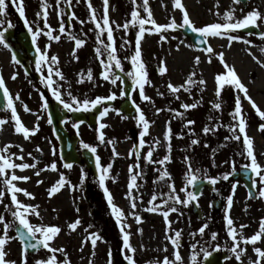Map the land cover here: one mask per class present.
I'll list each match as a JSON object with an SVG mask.
<instances>
[{"label":"rangeland","instance_id":"1","mask_svg":"<svg viewBox=\"0 0 264 264\" xmlns=\"http://www.w3.org/2000/svg\"><path fill=\"white\" fill-rule=\"evenodd\" d=\"M189 1L204 2L206 4V7L202 10H191V14L185 8L190 20L194 22L196 27H202L214 22L223 23L222 15L230 8L236 9V18H241L243 14L254 8L264 14V0H246V3H240L239 5H233L231 0ZM90 2L96 10L97 16L102 17V0H90ZM46 3L50 5L46 11L48 12L47 19L53 30V35H60L61 39L59 41L49 40L41 34L37 37L36 46L43 50L48 45V56L56 55L58 57L59 63L54 67L61 71L65 79L60 80L58 77L53 76V80L59 83L62 98L65 101L70 99L67 95L68 91H71L78 100L107 97L113 93H115L117 98L114 100L113 106L98 105L102 107V110L107 107L109 111L104 117H100L93 126H87L85 123H75L70 118V113L73 112L67 111L63 129L69 136L77 139L74 152L80 162L72 164L71 169H66L63 167L64 160L59 155V143L53 134L52 125L48 123L47 110L42 107V94L47 103L55 101L51 92L41 83V76H47V64L43 67L42 72H37L34 66L31 73L28 74L21 65L11 62L6 53L0 57V76L3 77L6 87L13 97L14 107L16 105L18 107V115L22 123L30 130L37 125L39 129L29 139L25 140L22 134L14 131V122L10 118L11 110L0 111V119L8 121L7 131L9 133L7 141L2 142L0 137V148L5 144H11L13 147L9 149L10 153L20 155L18 148L15 147V145H19L23 148L24 161L13 158L14 162L36 163L35 169L30 168L23 172L19 169L15 170L17 175L30 177L27 182L16 183L18 187L26 189L34 196V199H30L19 193L17 194L18 199L25 204L39 205L40 216H29L30 222L37 225H56L61 228V232L57 235L60 238L58 242L54 246L52 245L56 236L50 243L53 247H63L66 250L70 264H89L90 259L92 264H108L109 250L112 253L113 264H122L125 261L121 254L123 240L120 228L111 215L104 192L99 186L100 173L96 170L95 156L90 152L94 160L95 175L86 167L85 161L82 159V153L88 151L82 147V143H87L96 147V155L100 157L102 166H107L109 163L112 165L106 177L105 186L113 197V203L121 208L125 214L123 222L130 226L125 231L131 234L130 244L135 249L134 253H128L127 249H124V253L133 255L135 264H152V262L162 261L165 256L172 259L173 248L165 234L166 226L163 217L159 213L145 210L150 207L147 202L153 193L159 194L169 191L163 181L154 183L159 175L157 169H160L161 166L155 163H147L144 159L149 150L148 145L151 146L153 144L154 140L158 138L160 131L163 134V141L161 142L163 148L159 149L157 147L160 144L157 145L152 159H162L166 154L170 156V162H167L164 167L171 174L172 181L170 182L174 183L182 199L184 198V193H180L179 189L186 186L184 174L187 163H191L193 169L201 170V177L206 172L210 177L219 178L217 184L212 185V192L204 188L198 198V207L202 213L200 219H197L192 214L191 204L187 207L174 205L179 211L170 212L169 221H171V228L168 235L171 236L174 235L175 231H181V247L179 251L183 257L184 264H189L190 245L199 241L200 245L208 247L204 242L210 239L211 232L218 233V240L213 243L221 244V250L231 257L228 259L227 264H238L235 255L224 250L225 246L231 245L223 219L227 206V197L229 195L233 197L232 206L228 211L230 217L234 220L235 226L239 229L240 225H247L243 229L245 237H250L259 229V222L264 217V198L249 199L240 180H232V175L229 176L228 180L222 179L225 173L237 172L242 165L250 163L246 155H237V153L244 151L243 136H241L239 141L225 140V137L232 135L228 126L236 123L229 115L234 109L236 95L239 94L241 97L242 115L246 119V134L252 138L254 155L262 166H264V130H259V125L264 123V120L259 118L255 109L244 99L243 93L234 91L230 85H225L221 90V109H213L212 103L216 102L214 78L217 74H226V69L219 60V54L223 53L226 63L234 68L241 82L247 87L248 95L252 101L261 111H264V90L258 92L256 89L258 76L259 82L264 84V67H261L253 59L254 55L264 62V53L260 51L261 48H264V39H260L255 33H242L238 30L231 34L250 40L252 42L251 46L242 41H233L228 46V41L224 37H208L207 47L210 46L214 49L212 54H208L201 51V49H197L190 39L178 29L175 31L168 30L163 33L145 32L141 40V59L146 66L147 79L151 84H145L144 90L145 94L151 97L152 103L142 101L139 97L138 89L134 90L132 88L131 101H135L150 122L148 134L143 137L145 144L143 147L137 148L142 125L138 126L137 114L133 117H126L121 111H119V114L117 112L124 101V97L120 96V89L123 85L119 81L117 85H112L109 81L101 78L100 74L103 69L95 53V48L99 46L96 42V29L90 20L86 0H80L79 3L72 0L71 6L64 3V0H61L59 6H57L56 0H46ZM142 3L143 0H136L139 16L144 18L147 14L140 7ZM148 4L153 19L157 24H168L173 18L177 23L182 22L183 14L179 9L174 8L173 0H148ZM24 8L30 25L34 29L37 26L43 29V20L41 19L37 22L36 17V13L41 11L40 0H24ZM66 8L69 9L67 12ZM132 9V0H109L108 15L110 25L114 29V46L124 72L130 71L132 67L130 61L124 58L130 57L134 52L135 35L138 29L130 28L127 35H125L123 29L117 30L111 22L115 21L116 24L122 25L126 20H131L130 13ZM73 13L75 18L69 19ZM216 13H220V16H217ZM61 21H63L66 29L64 34L59 32ZM80 21H84V23L81 24ZM257 23L259 27L253 28L257 33L264 32V23L260 21H257ZM145 27L151 28V25L146 24ZM89 29H92V31H89ZM43 31H47V29H43ZM161 34L167 38L165 41L160 40ZM69 36L83 39L85 41L84 45L76 48L74 40L70 39ZM101 38L107 43L106 32ZM124 40L129 43L124 48H120ZM196 56L200 57L201 63L199 65L194 63ZM100 59H106V57L101 56ZM209 59L211 60L210 63L208 62ZM161 61L164 62L163 65H161ZM160 66L166 68L164 74L159 73L158 69ZM89 69L92 73V80L87 78ZM193 72L195 73L192 77L194 80L203 79L206 83L204 85H199L198 83L189 85L190 94L181 89L176 94L179 95L180 99H175V96L167 89V84L182 85L189 74ZM13 73L16 74L15 79L11 78ZM36 73H39V79H35L38 77ZM120 74L123 75L121 72ZM81 76L84 78L83 82L78 83L77 81L81 79ZM125 77L131 85V80L127 76ZM201 88H203V91H201ZM159 93H163V96L159 95ZM17 94L19 95V100H15ZM196 102H199L196 108L187 111L181 108L182 103L191 104ZM24 105L30 109L29 112L24 110ZM156 109L161 111L157 113ZM58 110L59 112L61 111L60 109ZM171 110L183 113V117L177 116ZM81 112L85 113L84 111ZM189 120L194 121V123L185 126ZM74 123L78 127L74 128ZM100 124H104L106 127L101 129L99 127ZM206 125L215 127L216 131L205 134L203 128ZM166 128H170L172 134L170 152L166 148L169 142L164 140ZM101 133L104 136V143L99 140ZM13 137H17L18 141L15 143L11 142ZM192 139L198 140L199 143L192 145ZM108 141H112V143H107ZM37 148L41 151H37ZM134 148L140 153L139 168H134V172H139L143 177L142 179L139 177L137 179L139 188L133 189L134 194L142 196V200L137 201L138 206L136 209L137 214L142 217V222L139 224L132 216L128 215L131 209L129 200L126 199L129 166L137 163L135 154L129 155ZM113 149L119 154L118 156H113ZM53 151H55V155H53ZM28 153H31V157H29ZM185 157H189L190 160L186 162ZM53 161L57 164V171H41ZM37 171L40 172L39 176L34 174ZM82 171L86 177L83 184H81L80 179ZM61 173L66 176L70 185L76 187L73 188L66 184L59 191L49 196L47 190L58 181ZM254 179L257 180L256 194L258 195L260 186L258 177L255 176ZM38 180L42 182L38 184ZM233 183H237L234 192L231 187ZM214 201L219 204L218 209L214 208ZM3 203L9 204L11 207L10 197L7 194ZM154 203L159 204L160 200L158 199ZM0 214L5 216L6 222H13L11 213L5 211L3 204H0ZM77 218L81 220V224L76 230H69L67 227L68 223L74 222ZM204 223L208 224V228L205 230L204 235L200 236L197 230ZM90 225L91 227H89ZM85 229L88 231L86 232ZM138 229H142V233ZM0 233H2V225H0ZM89 233H97L102 237V240L97 241L94 256L93 246L90 241L84 243L82 247V241L86 240ZM193 233L195 235H192ZM9 235L16 236L14 229L9 232ZM255 246L262 249L260 241ZM241 247L246 249L241 256V264H248L249 257L255 260L256 257L252 251L253 245L242 244ZM165 248H167V251L164 250ZM5 251L7 252L6 260L21 264V244L17 239L8 241L5 245ZM197 251H199V246ZM49 255L51 254L45 249H41L34 254L27 253L26 264H35L37 259H47ZM56 256L58 261L63 260V254L56 253ZM200 258L198 256V260Z\"/></svg>","mask_w":264,"mask_h":264},{"label":"snow or ice","instance_id":"2","mask_svg":"<svg viewBox=\"0 0 264 264\" xmlns=\"http://www.w3.org/2000/svg\"><path fill=\"white\" fill-rule=\"evenodd\" d=\"M57 6L60 5L61 0H56ZM72 0H64V3L71 6ZM76 3H79L80 0H75ZM246 3V0H231V3L233 5H239L240 3ZM103 3V16L98 17L96 14V10L93 8L90 0H86V4L89 10V17L91 22L94 24L96 32V42L99 45L95 48V53L97 59L100 61L101 68L103 71L101 72V78L105 81H109L112 85H117V82L119 81L121 85L124 83L123 76H127L131 80V85L134 90L138 89L139 91V97L142 101H147L149 103H152L151 97L145 94V84H151V82L147 79V70L145 64L142 62L141 59V40L145 34V32L152 33L153 31L155 33H163L167 32L168 30L175 31L177 29L187 28L190 32L197 34L200 39V44H206L208 37H224L228 41V46L231 45L233 41H242L243 43L250 45L252 42L250 40L243 39L239 35H233L231 33L237 32L241 29H248L251 27H259V24L257 21H260L261 23H264V14H261L258 9H252L251 11H248L246 14H243L241 18H236L235 11L236 9L230 8L226 10L223 15V23L220 22H214L202 27H196L194 26V22L190 20L189 14L185 10L184 6L181 3V0H173V6L175 9H179L182 12V22L177 23L175 19L173 18L168 24H157L156 21L153 19L152 12L150 11L148 0H143L142 5L140 7L143 8V11L147 14L146 17L141 18L139 16V13L137 11V5L136 0H132L133 9L130 13L131 20H126L125 23L116 24L115 21H112L111 24L115 25V28L117 30L123 29L125 32V35H127L128 30L130 28H137V32L135 35V48L134 52L130 57H125L124 59L129 60L131 63V70L124 72L121 60L116 55V48H115V41L113 36V27L110 25L109 21V15H108V7H109V0H102ZM12 4L15 7V11L19 14L20 19L24 22V26L27 29L28 33L31 35L32 38V44L36 49V58H35V69L37 72H42L43 67L47 64V76H41V83L44 84V86L51 92L52 97L55 99L57 103L62 105V107L68 111V112H88L91 109L96 108L98 105H101L102 102L106 100H115L117 97L115 93L110 94L107 97H96L95 99H83L78 100L77 97H75L71 91L67 92L68 97L70 98L68 101H65L62 98V93L60 91V85L56 81L53 80V76L58 77L60 80H64L65 77L61 73V71L54 67L55 65H58V57L56 55L48 56L47 54V48L48 45L45 46V49H41L40 47H37V37L43 34L46 36L49 40H55L59 41L61 39L60 35H53V30L48 22V12L46 9L50 7L46 3V0H40V9L41 11H38L36 13L37 22L39 20H43V29H47V31H43V29L39 26L33 30V27L30 25V22L26 18L25 15V8H24V0H12ZM6 0H0V26L7 24V28L11 29L13 27V24L6 20L7 17V8ZM218 6V3H217ZM217 16H220V13H216ZM75 18L74 13L70 15L69 19ZM81 24L84 23V21H80ZM150 24L151 28H146L145 25ZM89 31H92V29H89ZM59 32L61 34H64L66 32L65 25L63 21L60 23ZM106 32L107 36V43L101 38L103 34ZM260 39H264V32H258L256 33ZM70 39L74 40L75 47L79 48L84 45L85 41L80 38L71 37ZM167 38L161 34L160 40L165 41ZM175 39V37H173ZM129 42L127 40H124V42L120 45V48H124L125 45H127ZM0 45H3L4 48H9V44L6 42L5 38V32L0 31ZM75 51V49H74ZM201 51H204L208 54H212L214 52V49H212L210 46L207 48L201 49ZM260 51L264 53V48H261ZM74 54V53H73ZM251 55V53H249ZM101 56H105L106 59H100ZM253 59L260 64L261 67H264V62H262L260 59H258L256 56L253 55ZM219 60L220 63L224 66L226 69V74H217L214 78L215 81V96H216V102L212 103V108L215 110H220L222 107L221 104V90L224 88L225 85L232 86L233 90L238 93H243L244 99L248 101L249 104H251L252 108L255 109L256 114L259 116L261 120H264V111H261L260 108L252 101L251 97L248 95V89L247 87L241 82L238 75L234 71V68L226 63V61L223 58V53L219 54ZM12 61L19 63L17 58L15 56H12ZM208 62L210 63L211 60L209 59ZM163 61H161V65H163ZM195 65H199L201 63L200 57L196 56L194 58ZM119 70V72L123 73V76L118 75L115 70ZM160 74H164L166 72V68L164 66H160L158 69ZM195 75V73H190L188 78L186 79L185 83L179 86H174L171 83L167 84V89L170 93H172L175 96V99H180L179 95H176L183 89L185 92H189L190 94V87L189 85H204L206 82L203 79H200L199 81L194 80L192 77ZM12 79L16 78V74L13 73ZM88 80H92V73L89 69L87 74ZM83 76H81V79L78 80V83L83 82ZM0 90L3 91V99L6 101V104L4 106V109L0 110H11V120L14 122V131L15 133L22 134L23 138L25 140L29 139L31 135H34L36 131H38V125L35 126L33 129H29L26 127L18 113L16 108L14 107V100L13 97L10 95V92L8 88L5 85V81L2 76H0ZM201 91H203V88H201ZM127 94V90L121 87L120 89V96L125 97ZM159 95L163 96V93H159ZM19 95L17 94L15 97V100H19ZM128 99H131V96L128 95ZM41 100L43 102L42 107L44 110H47L48 103L44 99L43 94L41 95ZM199 102L191 103V104H181V108L185 109L186 111L189 109L196 108L198 106ZM133 107L135 108V111L137 113L136 120L138 123V126L142 125V129L140 131V140L139 145L136 147H143L145 144V141L143 137L148 134L150 122L146 119L145 114L141 110V108L135 103V101H132ZM24 110L26 112H29L30 109L26 105L23 106ZM109 109L107 107H104L102 111H100L99 115L100 117H104L108 113ZM157 113L161 111L160 109H156ZM174 111L175 110H171ZM119 114V110H117ZM177 116L183 117V113L181 112H175ZM229 115L232 117L233 121H236L234 125H229V130L232 133L230 137H225V140L232 139L239 141L241 140V136H243V148L244 151L237 153V155H246L247 159L250 161L248 164H244L241 166L243 172H251L255 174L256 177H258L259 182V189H258V197L264 198V166H262L260 163H258L256 156L254 155V149H253V140L246 134V119L244 115H242V106H241V97L239 94L235 97V105L232 112L229 113ZM39 119V117H37ZM211 119V117H210ZM8 121L5 119H0V126L6 124ZM48 123H52L51 116L48 117ZM194 121H187L185 126L193 124ZM73 127H78L77 124H73ZM99 127L102 129L106 127L104 124H100ZM238 129V134H237ZM259 130H264V123L259 125ZM216 131L215 127H209L205 126L203 128V132L205 134L209 132ZM171 129L166 128L164 132V140L168 141L169 144L166 145L167 151L170 152V140H171ZM99 140L101 143H104V136L101 133L99 136ZM107 143H112V141H108ZM199 141L196 139L191 140L192 145L198 144ZM160 144V140L156 139L154 140L153 144L149 147V150L147 151L144 159L147 163H155L159 164L161 167L160 169H157L159 172V175L157 177V180L154 181V183H158L160 181H163L165 186L169 189L167 193H153L150 197L149 201L147 202L150 207H147L145 210L148 212H156L159 213L165 223V234L167 239L172 245L173 248V258L169 259L168 256H165L162 261H156L152 262V264H184L183 257L180 254V247H181V231H175L174 235L169 236L168 232L171 228V221H169V215L170 212H178L179 209L176 208L174 205H183L184 207H187L190 203L196 202L198 206V194L199 190L197 189V185L201 182V180H206L208 184L210 185H216L219 178L216 177H210L207 175L206 172L203 173V177H201L199 169H193L191 163H187L186 172L184 174V180L186 182L185 187H181L179 189L180 193H184V198L182 199L181 196L178 194L177 189L175 188L174 183L170 182L172 181L171 174L166 170L164 167L167 162H170V156L165 155L162 159L159 160H153V152L155 151V148L157 145ZM13 147L11 144H5L2 148H0V204H3V207L5 211L10 212L11 216L13 217V222H6L5 216L3 214H0V225H2V233H0V264H16L15 261H8L5 259L7 256V252L5 251V245L8 241L12 239H18L21 243V264H26V255L31 251H39L41 249L47 250L48 253L51 255L48 256L47 259H37L35 261V264H70V260L67 256L66 250L63 247H53L51 246V241L61 232V228L56 225H44V224H33L29 220V216H40V212L38 211L39 205H31V204H25L21 202L18 199L17 194L22 193L26 198L34 199V196L32 193L28 192L26 189H23L21 187L17 186L16 182H27L30 177L26 175H17L16 171L19 169L21 172H23L26 169H35L36 163L29 164L27 162H21V163H15V160L24 161L23 148L19 145H15V147L18 148L20 155H17L16 153H10L9 149ZM82 147L84 149H87L89 152H91L96 159V170L99 175V186L104 192V197L107 202V206L110 209V213L115 219L118 227L121 231V237L123 240V248L121 249V254L123 255L124 260L127 262V264H135V261L133 259V255L125 254L124 249H127L128 253H134L135 249L130 244V233L125 231L126 228L130 227L123 221L125 220V214L121 208H119L117 205L113 203V197L108 191V189L105 186V180L106 177L109 174V171L112 167L111 163H109L107 166H102L100 163V157L96 155L97 149L94 146H90L87 143H82ZM37 151H41L39 148H37ZM135 154L137 158V163L135 165L129 166V182H128V192L126 193V199L129 200L130 203V209L131 211L128 213L129 216H132L135 221L139 224L142 222V217L137 214V201L142 200V196L138 194L133 193V189H138L139 185L137 184V179L143 178L139 172H134V168H139V159H140V153L139 151H136L135 148L133 151L129 153V155ZM29 157H31V153H28ZM53 155H55V151H53ZM119 154L113 149V156H118ZM189 157H185V161H189ZM71 163H64L63 167L66 169L72 168ZM233 171H234V162L232 164ZM43 170H51V171H57V164L55 161H53L50 165H46L45 169ZM35 175L39 176L40 172L37 171L34 173ZM233 173H225L222 176L223 180H228L229 176ZM85 174L81 173V184H83L85 180ZM42 181H37V183H41ZM115 182V181H114ZM68 184L70 187L75 188L76 186L70 185V182L67 180L66 176L61 173L59 176L58 181L55 182V184L51 187H49L48 194L51 196L52 194L56 193L60 190L63 186ZM233 192L237 187V183H233L231 185ZM251 189L253 191L257 190V180L253 179L251 183ZM253 191H250L248 194V198H256L253 196ZM6 194L10 197V204H4V198ZM160 200L159 204H155L154 201ZM233 203V197L232 195H229L227 197V206L226 211L224 214V221H225V228H226V234L229 240L231 241L230 246H225L224 250L230 253H233L235 255V259L237 260L238 264H241V256L245 253L246 249L241 247V245H253V253L255 254V260H253L251 257H249L248 264H264V249H261L258 246H255L258 241L261 240L262 237H264V217L261 218L259 222V229L257 232H255L250 237H245L243 235V229L247 227V225H240L239 229L235 226L234 220L230 217L229 211ZM81 224V220L77 218L74 222H69L67 227L69 230H76L77 227ZM91 227V225L89 226ZM208 228V224L204 223L198 230V234L200 236H203L205 233V230ZM16 231V236H10L9 232L11 230ZM87 232L88 230L85 229ZM139 232L142 233V229H138ZM192 235H195L193 233ZM98 240H102V237L98 235L97 233H89L88 237L85 241H82V247L83 244L90 241L93 246V256L95 255V246L97 244ZM218 240V233L217 232H211L210 233V239L205 241L204 243L208 245V247H204L203 245H200L199 241L194 242L190 245V256H189V264H211L210 257L213 256L215 252H218L222 249L221 244L219 243H213ZM199 246V251H197ZM167 251V248L164 249ZM56 253L63 254V260L58 261ZM198 256L201 257L198 260ZM108 264H113L112 259V253L111 250H109L108 253ZM231 257H225V259H230ZM89 264H92V260H89Z\"/></svg>","mask_w":264,"mask_h":264},{"label":"water","instance_id":"3","mask_svg":"<svg viewBox=\"0 0 264 264\" xmlns=\"http://www.w3.org/2000/svg\"><path fill=\"white\" fill-rule=\"evenodd\" d=\"M244 4V2H242ZM183 35L188 37L191 41V43L197 48V49H204L207 48V43L206 44H200L199 41L202 39L199 37L197 34H194L190 32L187 28L183 29H178ZM242 33H257V31L253 28L250 27L248 29H241L239 30ZM31 46L29 47L31 57H33V61H35L36 55H35V49L32 44V42L29 43ZM34 52V55L32 54ZM19 61V65H21L24 69L27 68L26 63H22L21 60L17 59ZM26 71V70H25ZM28 73V72H27ZM118 75L123 76L120 74L119 71H117ZM124 78V83H123V88L127 90V94L124 97V102L120 105L119 110L126 116V117H133L136 115L135 108L133 107L132 101L128 99V95L131 96L132 93V87L131 85L127 82V79L125 76ZM102 105L105 106H111L112 101L111 100H104L102 102ZM4 108V99H3V91L0 90V109ZM60 109L61 111L59 112ZM100 111H102L100 106H97L96 108L92 109L90 112H73L70 113V118L77 124L80 123H85L87 126H93L96 124L97 120L100 118ZM47 115L48 117L51 116L52 118V129H53V134L59 143V155L60 157L64 160V163H71V164H78L80 161L75 155L74 152V147L77 143V139L75 137L69 136L65 130L63 129V124L66 121L67 117V111L62 107L57 102L50 103L48 108H47ZM82 159L85 161L86 167L95 175V165H94V160L93 156L91 155L90 152L84 151L82 153ZM232 179L237 180L239 179L243 185L245 186L248 194L250 191H253L251 189V183L252 180L254 179V174L249 172H243L242 168L239 169L238 172H234L232 174ZM204 188H207L210 192H212V185L208 184L207 181L201 180V182L197 185V189L199 190V193L202 192ZM253 196H255V192L253 191ZM200 197V194H198V198ZM254 200L255 198H251ZM191 204V212L194 214L197 219H200L202 217V213L197 206L196 202L190 203ZM219 204L214 201V208L218 209ZM16 232V231H15ZM37 251H31L29 250L28 253L34 254ZM226 255L220 252H215L212 257H210V262L211 264H223L225 260Z\"/></svg>","mask_w":264,"mask_h":264},{"label":"flooded vegetation","instance_id":"4","mask_svg":"<svg viewBox=\"0 0 264 264\" xmlns=\"http://www.w3.org/2000/svg\"><path fill=\"white\" fill-rule=\"evenodd\" d=\"M6 4L8 5L6 8V12H7L6 20L11 22L13 24V27L11 29H8L7 24L0 26V31L5 32L6 42L9 44V48H7V49L4 48L3 45H0V57L4 53H6L7 56L9 57L10 61L14 62V61H12V56H15L17 59L21 60L22 63L27 64V68L25 69L26 70L25 72H28V74H30L32 71V68L35 66V61H33L34 58L31 57V53H30V49H29V47L31 46L29 43L32 42L31 35L28 33L27 29L25 28L24 22L20 19L19 14L15 11V7L12 4V0H6ZM66 9H67L66 10V12H67L69 9L68 8H66ZM26 18L29 21V18L27 16H26ZM33 30H35V29L33 28ZM34 49H35V47H34ZM32 54L34 55V52H32ZM35 55H37L36 49H35ZM36 74L38 75V77L35 76V77H37L35 79H39L40 78L39 73H36ZM52 102H56V101H51L48 104H50ZM4 103L6 104V101H4ZM114 103H115L114 100H112L111 106H113ZM5 104H4V106H5ZM0 111H2V110H0ZM242 185H243V183H242ZM243 187H244L246 193L248 194L244 185H243ZM254 192H255L256 198H258V195L256 194V190ZM14 233L16 235L15 230H14ZM260 243H261L262 249H264V237L261 238ZM218 252L223 253L224 255L229 257V255L226 254L223 250H220ZM227 262H228V259H225L223 264H227ZM122 264H127V262L123 261Z\"/></svg>","mask_w":264,"mask_h":264},{"label":"bare ground","instance_id":"5","mask_svg":"<svg viewBox=\"0 0 264 264\" xmlns=\"http://www.w3.org/2000/svg\"><path fill=\"white\" fill-rule=\"evenodd\" d=\"M181 3H182V5L184 6V8H186V10L187 11H189L190 12V14H191V10H195V9H199V10H202V9H204V7H206V4L203 2V3H199L198 1L197 2H191V1H189V0H186V1H184L183 2V0L181 1ZM192 13H193V11H192ZM192 17H194L193 15H191ZM237 58H239L238 56H237ZM257 80H258V83H257V87H256V89H257V91L258 92H262L263 90H264V84L263 83H261V82H259V76H258V78H257ZM262 106H263V104H262ZM15 108H16V110H17V113L19 114V111H18V107H17V105L15 106ZM156 127L157 128H159V126H157L156 125ZM8 129H7V123L6 124H4L1 128H0V137H1V139H2V142H4V141H7V138H8V136L7 135H9V133H8V131H7ZM162 132V131H161ZM158 140H160V146L159 147H157V148H159V149H162L163 148V145L161 144V142L163 141V134L162 133H160V131H159V135H158V138H157ZM18 141V139H17V137H13V139H12V141L11 142H17ZM1 143V142H0ZM9 143V142H8ZM257 146V145H256ZM149 145H148V149H149ZM259 147V146H258ZM60 238L57 236L55 239H54V241L52 242V245L54 246L57 242H58V240H59Z\"/></svg>","mask_w":264,"mask_h":264}]
</instances>
